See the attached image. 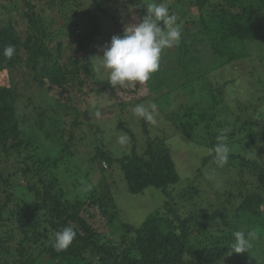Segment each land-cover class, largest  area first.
Returning a JSON list of instances; mask_svg holds the SVG:
<instances>
[{"label":"trees","instance_id":"trees-1","mask_svg":"<svg viewBox=\"0 0 264 264\" xmlns=\"http://www.w3.org/2000/svg\"><path fill=\"white\" fill-rule=\"evenodd\" d=\"M98 1L0 0V72L8 80L0 82V264H264V72H252V65L240 71L251 57L250 44L264 52V0H168L182 32L173 59L161 61L146 82L148 95L105 105L96 102L112 86L99 87L103 81L86 47L95 38L106 45L124 28L96 23L77 41L86 51L81 63L66 68L61 61L66 28L75 31L81 24L78 11L94 21V9L111 18ZM109 1L125 8L140 3ZM135 8L139 18L146 12L143 5ZM8 44L16 48L11 59L3 56ZM226 65L239 78L255 75L241 101L223 96L232 79L221 81L217 68ZM214 71L216 79L210 76ZM149 102L157 105L155 124L131 110ZM86 107L107 120L96 124L87 113L80 120ZM28 117L35 129L26 132ZM82 125L86 142L75 132ZM225 128L229 159L218 167L210 150ZM106 131L120 132L126 142L111 150ZM177 138L190 140L191 151L203 150L189 161L192 171L181 187L174 186L180 176L171 155ZM110 167L119 170L131 194L147 187L163 194L161 205L138 226L122 222L111 230L120 189L106 172ZM94 170L101 172L98 181L90 177ZM206 172L227 173L223 192L200 190L195 181L209 183ZM65 226L76 237L57 252L54 234ZM238 230L255 233L248 252L232 251Z\"/></svg>","mask_w":264,"mask_h":264},{"label":"rangeland","instance_id":"rangeland-1","mask_svg":"<svg viewBox=\"0 0 264 264\" xmlns=\"http://www.w3.org/2000/svg\"><path fill=\"white\" fill-rule=\"evenodd\" d=\"M98 2H99V4H102L104 6L106 5L107 10H108L107 14L109 16L111 14L112 16H111V18L108 16H104L99 11V9H94V7H92V6H91V8H93L95 10V11H93V14L96 18L95 21H94L93 17H91L90 15L86 16L80 11H78L76 13V16H75V18L77 19L76 21L80 22L81 24L75 28V31H73L71 27L66 28V31L69 32V35L64 38L63 43H62V49L64 50V56L62 57L61 61L64 64V66H66V68H72L74 66L73 64H80L81 61L84 59L86 51H84L77 44L78 43L77 41L79 38H81L80 35L94 31V25L96 23L101 25L103 28H107L108 30H112V28H114L116 30L118 28H125L129 24L136 23L140 19L139 18L140 15L135 12L136 8H133L130 11L129 10L130 7L125 8L122 5L113 4L109 0H99ZM152 2L153 1H151V3ZM155 2H165L168 4V0L167 1L166 0H155ZM87 5H89V3ZM168 7H169V5H168ZM190 10L192 12H196L195 8H191ZM169 12H170V14H175V15L178 14V12L175 9H169ZM183 25L184 24L182 23V26ZM74 33H75V35H74ZM72 34H73V36H72ZM97 41L99 42V44L94 48V45ZM103 46H105L104 43L99 41L98 38H95L93 41H91L87 45V47H86L87 53L90 56L89 62H91L92 66H93V64L99 62V57H97L95 59H92V58L96 57V56H102L103 55V52L101 50ZM249 46H250L249 49H250V56L251 57L248 60L245 59L244 63L246 64V66H245V68H243V67L240 68V71L245 73L247 66L252 65L251 69L254 68L252 70V72L263 73L264 72V61L260 62L259 58H262V60L264 59V52L259 50V48L255 45L250 44ZM173 49L174 48L172 47V48H169L168 50H164L162 57H161V61L163 64H166L170 60L173 59V55H170V53L172 54ZM92 70H93V67H92ZM215 72L216 71H214L213 76L210 75L212 79H216L215 78ZM95 75L97 77H99L101 79V81L106 79V74L104 76H102L99 73H95ZM226 75H230L232 80H231V82H229L227 84V86L225 88V93H227V94L223 95L225 97V100L231 102L234 100V99L233 100L231 99L232 97L237 98L240 101L243 100V94L245 95L248 92V90L250 88H252V86L249 84V82L252 81L250 78L251 77L254 78L255 75H253V73H246L245 76L247 78L242 79V78L238 77L239 71L236 72L235 70L230 69V67L228 65L223 66L221 68H217V77L221 81L224 80L223 77ZM227 79H229V78H227ZM7 81H8L7 80V73L5 71L0 72V82L1 83H7ZM106 84L109 85V83L107 81H103V82H101V85H99V87L106 86ZM134 86L135 85L126 84L124 87H117V89L113 88V87L112 88H105L103 90V92L99 95L98 101L96 100L97 101L96 103L105 105L107 103L113 102V100L130 101L132 99H136V98H140L142 96L148 95V89H147L146 83H144V84H138L137 83L138 87L136 88V90L134 92H132ZM95 99H96V97H95ZM246 99L240 103L246 104L247 103ZM34 103L38 104L35 100H34ZM230 107L232 110L237 112V110H238L237 109V103L231 104ZM82 108H84V107H82ZM22 110H25L27 112L36 111V110H32V109L29 110V109H26L24 107L22 108ZM85 113H87L89 118L92 117L96 124L97 123H103L107 120L105 116L97 115V113L94 111V109H90L89 107L82 109V117L80 120H85V121L87 120L86 116L84 115ZM68 116H69L68 120H69V122H71V119H73V115L68 114ZM27 121H28L27 124L23 125V127L25 128L24 130L27 132V131H31L32 129H35L34 118L29 119V117H28ZM110 124L111 123L109 122L107 124V126H110ZM75 132L77 133L78 136L84 137L82 139V140H84L83 142L87 141L86 135H84V133H83V132H86L85 125H82V128H79V127L75 128ZM105 134H107V136L111 137V139H110L111 141L109 143V148L111 150L112 149L113 150L119 149L120 143L118 142V137L120 136V132H114L113 133L112 131H106ZM190 142H191L190 140H186L184 142L182 139L179 140L178 138H177V140H172L171 155H173V157H174L173 159H174L175 164H176V169H177V172L180 176L178 183H176L174 185L175 187L176 186L181 187L180 186L181 184H186V179H187V177L190 176V174H191L190 172L192 171L191 166L188 165L189 161L195 160L196 157L199 156L203 151V150L191 151L189 149V147L193 148V145L189 144ZM79 145L81 148H84L82 142L81 143L79 142ZM205 153H206V151H205ZM49 154L52 155V153H49ZM88 168H90V169L93 168L92 162H89ZM60 169H62L63 172L67 174V172H66L67 169H65L64 167H61ZM106 172L108 175H109V173L112 175L111 177H113V178H111V179H113V181L116 182L117 187L120 189L119 190L120 194H119L118 200L116 201L118 208H119L118 209L119 214L114 219V221L112 222V225H111L112 232H116L117 230H119L122 222H127V223L133 224L135 226L140 225L142 223V221L147 217L148 214H150L152 211H154L156 208H158L161 205L164 197H163V194L161 193L160 190H158L154 187H147L142 193L131 194L127 190L126 183L122 179V175L119 173V170L117 171L115 168L110 167V170L106 171ZM100 173L101 172H99V170H94L91 172L90 177L94 181H98ZM206 174L207 175H205V177L207 178V182L209 181V183H207V184L201 183V182L197 183L195 181V184L200 188V190L201 189L206 190V192L208 194L211 193L212 196H213V194L217 195L216 192L217 193L223 192L224 180L227 181V179H228L227 173L225 172L224 174H221L222 175L221 177H218L217 173H213L212 175H210V173L206 172ZM70 179H76V176L75 177L71 176ZM183 187H185V186H183ZM123 189H125L126 192ZM0 192H2L1 188H0ZM3 196H4V194H1V197H3ZM225 198L227 201L230 200L231 202L235 203V201L233 200L232 197L227 196ZM218 200H220V199L218 198ZM252 249L254 251V247ZM259 255L261 257H264V252H259Z\"/></svg>","mask_w":264,"mask_h":264},{"label":"clouds","instance_id":"clouds-1","mask_svg":"<svg viewBox=\"0 0 264 264\" xmlns=\"http://www.w3.org/2000/svg\"><path fill=\"white\" fill-rule=\"evenodd\" d=\"M143 5L145 14L138 22L129 24L123 30V35H113L110 42L102 47L99 62L93 64V72L102 76L106 74L107 81L113 88L124 87L126 84H144L152 74L161 67V57L165 49L178 45L182 40L181 27L177 17L170 14L168 4L155 2L145 5L143 0L132 5L129 10ZM16 54V48L8 44L3 49V56L11 59ZM136 117L155 124L157 105L149 102L147 106L137 104L132 107ZM98 114V113H97ZM230 129H222L217 135V143L210 150L218 167H223L229 159L230 149L227 143ZM118 142H126L125 136L118 137ZM232 251L242 253L252 246L254 232L238 230L233 232ZM76 237V231L71 226H65L54 234L52 247L57 251L66 250Z\"/></svg>","mask_w":264,"mask_h":264}]
</instances>
